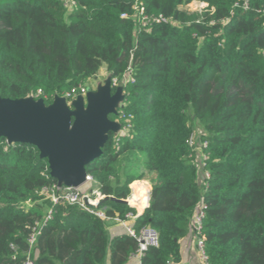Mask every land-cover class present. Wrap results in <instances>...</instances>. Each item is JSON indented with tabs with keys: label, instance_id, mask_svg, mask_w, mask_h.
<instances>
[{
	"label": "trees",
	"instance_id": "trees-1",
	"mask_svg": "<svg viewBox=\"0 0 264 264\" xmlns=\"http://www.w3.org/2000/svg\"><path fill=\"white\" fill-rule=\"evenodd\" d=\"M68 1L0 0V97L40 90L48 105L101 68L126 76L125 99L109 118L128 131L110 134L86 171L109 218L136 214L111 198L127 200L132 182L150 183L133 227L155 229L159 244L140 264L180 260L201 202L206 264H264V0ZM194 1L205 6L182 9ZM195 123L201 131L190 145ZM121 157L136 167L122 179ZM55 184L35 147L0 138V264H22L28 252L34 264H126L136 240L52 203L41 191Z\"/></svg>",
	"mask_w": 264,
	"mask_h": 264
},
{
	"label": "water",
	"instance_id": "water-1",
	"mask_svg": "<svg viewBox=\"0 0 264 264\" xmlns=\"http://www.w3.org/2000/svg\"><path fill=\"white\" fill-rule=\"evenodd\" d=\"M112 88V76L108 75L94 90L69 103L58 95L48 105L32 96L0 97V138L7 144L35 147L58 186L79 188L86 182V166L101 156L109 135L119 134L121 129L119 122L109 117L118 114L125 99L123 83L119 82L114 91ZM149 198L150 191L142 211Z\"/></svg>",
	"mask_w": 264,
	"mask_h": 264
},
{
	"label": "built area",
	"instance_id": "built-area-1",
	"mask_svg": "<svg viewBox=\"0 0 264 264\" xmlns=\"http://www.w3.org/2000/svg\"><path fill=\"white\" fill-rule=\"evenodd\" d=\"M63 1L66 7L71 5V3L68 0H63ZM244 7L246 8V6ZM161 19H162L161 17H157L153 19V21L158 22ZM141 20H142L141 21L142 25H145L146 22L148 21V18L142 15ZM90 79L91 78H89L88 80ZM125 79H126V76H124L121 80L112 78L113 87H116L119 82L123 83ZM85 83L79 85L77 88H72L70 91L66 92L63 95L66 98L68 103L78 96H85L87 94L89 89L86 87ZM41 94L42 92L38 90L34 98H40L39 96ZM128 127L129 126L127 125L122 130H120L119 133L125 134L128 131ZM195 140H196V136L195 134H192L188 140V143L190 145H193L195 143ZM202 146H205V143H203L202 145H199L198 148H201ZM203 158L204 156L202 155V165H203ZM206 176H207V173L204 172V177ZM92 184H95L97 187L93 189ZM41 192L52 203H63V204H68V205H74L101 220H112L116 223L124 225L126 228V233L129 234L131 237H133L137 242V250L135 253L131 255V257L140 259V256L142 255V253L146 251L149 247H157L159 244L158 233L155 229L149 226H143L138 230L134 229L133 220L138 215L137 213L134 214V213L129 212L125 215L124 219H120L119 217H114V218L107 217L105 214V208L100 206L101 200H103L105 196H103L100 193L98 189V183L89 174H87L86 176V182L79 188H70V187H64V186L60 187L57 184H55L53 185L51 189L43 188ZM204 208H205V205L204 203H202L200 206V209L194 213L193 218H192V229L194 230L197 236L196 245H197L198 250L200 251L201 260L203 261V264H206V256L204 254V248H203V239L199 236V229L201 225V219L204 214L203 212ZM50 214H51V209L48 210L47 216H50ZM34 241H35V235L32 234L29 239V242L30 244H33ZM22 264H34V259L31 257L30 252H28ZM168 264H171V262H168Z\"/></svg>",
	"mask_w": 264,
	"mask_h": 264
},
{
	"label": "crops",
	"instance_id": "crops-1",
	"mask_svg": "<svg viewBox=\"0 0 264 264\" xmlns=\"http://www.w3.org/2000/svg\"><path fill=\"white\" fill-rule=\"evenodd\" d=\"M125 161L126 159L124 157H121L119 160L120 164L117 165V170L119 172L121 179L123 178L124 173H132L133 171L136 170V167L133 165L124 167ZM197 163L199 164V166L202 165L201 148H198ZM200 172H201V181H202V175L204 176L203 169L200 170ZM130 189H131V193L129 198L126 200L127 204L134 207L137 211V214H140L145 204L146 193L150 191V183L144 180L134 181L130 184ZM143 189L145 190L143 191ZM134 195H136L137 200L136 202H131ZM201 204L202 202L197 206L195 212H197L200 209ZM105 221H107L108 233L110 236L126 233V228L124 225L116 223L112 220H105ZM196 242H197V236L194 230L190 229L188 234L179 241L180 260L178 262H171V264H203V261L201 260V254L197 248ZM126 264H140V259L135 257H130V259L127 261Z\"/></svg>",
	"mask_w": 264,
	"mask_h": 264
},
{
	"label": "rangeland",
	"instance_id": "rangeland-1",
	"mask_svg": "<svg viewBox=\"0 0 264 264\" xmlns=\"http://www.w3.org/2000/svg\"><path fill=\"white\" fill-rule=\"evenodd\" d=\"M204 6H205L204 3L194 1V2H191L187 5L182 6V9L186 10L188 12H196V11H200ZM107 76H108V73H106V71L103 68H101L96 76H94L90 80L86 81L85 85L89 90H94L96 88L97 84L103 83L104 80L107 78ZM200 131H201L200 126L197 123H195V125H194L195 136L196 135L198 136V133ZM92 188L95 189L96 185L92 184ZM84 189H85V187H84Z\"/></svg>",
	"mask_w": 264,
	"mask_h": 264
},
{
	"label": "bare ground",
	"instance_id": "bare-ground-1",
	"mask_svg": "<svg viewBox=\"0 0 264 264\" xmlns=\"http://www.w3.org/2000/svg\"><path fill=\"white\" fill-rule=\"evenodd\" d=\"M142 187V186H141ZM145 189H143V191H144ZM145 195V194H144ZM136 200H137V197H136V195H134L133 196V199L131 200V202H136Z\"/></svg>",
	"mask_w": 264,
	"mask_h": 264
}]
</instances>
